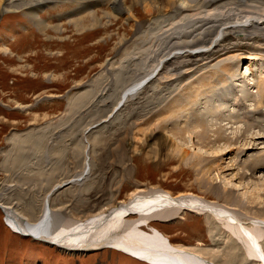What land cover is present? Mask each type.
Listing matches in <instances>:
<instances>
[{
  "label": "rangeland",
  "instance_id": "374dc122",
  "mask_svg": "<svg viewBox=\"0 0 264 264\" xmlns=\"http://www.w3.org/2000/svg\"><path fill=\"white\" fill-rule=\"evenodd\" d=\"M81 1L92 0H61L46 6L40 14L48 23L46 31L40 30L23 11L0 8L1 204L24 214L25 218L37 219L42 214L43 198L57 184L73 180L83 172L88 151L90 176L83 183H64L52 194L53 204L64 211L62 215L69 226L76 223L75 216L69 213L71 210L86 214L112 199L117 204L129 198L133 191L167 190L175 195L192 191L220 204L232 205L227 201L230 200L228 197H242L244 192L251 197L256 184L264 186L261 185L264 179L262 171L256 174V178H248L246 183L227 179L225 184L231 195L207 191V186L200 185L197 177L209 176L203 172L204 164L224 156L222 150L229 151L230 146L224 141L214 147L196 144L198 141L192 137V128L196 127L194 131H197L201 126L186 120L190 112L187 107L172 114L165 112L159 116L162 118L154 117L167 111L171 104L188 102L193 92L197 97L190 99L191 105L206 107L210 96L208 91L213 86L216 89L222 85V78L230 77L232 69L237 73L232 79L243 86L247 79L242 72L252 66L254 73L250 82L258 83L261 78L257 70L264 66V55L260 50L259 53L242 56L245 51L241 46L245 40L241 43L227 42L215 49L224 51L223 56L205 57L191 69L184 68L187 56L173 58L170 68L161 71L160 66L158 78L153 77L140 90L134 91L129 99L121 102L122 92L152 69L151 57L156 54V45H163L167 35L175 36L169 31L170 21L171 18L176 20L181 11L172 7L162 12L159 8L148 12L142 2L127 0V5L136 15L128 19L126 14H118L113 9V0H101L93 6L95 9L84 12L80 11ZM193 1L195 5L203 4V0ZM208 1H204L206 5H214L213 1ZM262 1L254 0L261 5L264 4ZM95 15L100 19L98 24L94 21ZM250 43L257 49H264V41ZM235 44L239 45L233 46ZM252 91L260 96L258 88ZM231 108L235 109L234 106ZM228 112L230 110H224V113ZM224 113L220 117L205 113L211 121L207 131L217 130L221 125L227 128L229 137L237 136V130L245 131L246 123L238 119L241 117L226 119ZM151 117L154 119L149 120ZM138 119H146V123L138 127ZM138 128L146 130L139 132ZM155 130L157 138H151ZM160 135L169 139L171 145L159 153ZM213 135L209 140L215 141L216 136ZM125 137L128 139L126 149L117 150ZM87 140L89 144H86ZM243 141L240 140L241 145L238 143L237 147L247 148ZM259 142L253 150L243 153L240 160L244 162L250 155L264 154V138ZM182 146L192 153L197 149L202 159L209 157L212 160L208 158L202 165L197 163L198 160L188 164L183 153L176 149ZM248 183L247 189L243 184ZM218 189H221L220 184ZM256 201L259 203L261 200L257 198ZM248 204H245L248 209L236 207L240 218L246 220L255 212L263 218V209V214L259 212L261 209L258 211L262 205H250V208ZM8 216L0 208V264H146L144 260L113 248L76 252L60 249L50 241L46 243L17 233L10 227ZM70 220L73 223L70 224ZM152 224L176 245L190 247L197 246L199 242L210 252L222 254L221 258L214 260L217 264H234L235 259L225 258L228 263L224 260L228 255L224 248L229 238L222 235L223 230L208 226L203 215L186 212L177 219L153 221ZM62 226L67 232L73 227L65 229ZM216 226L218 228L222 224ZM224 239L227 240L224 242Z\"/></svg>",
  "mask_w": 264,
  "mask_h": 264
},
{
  "label": "bare ground",
  "instance_id": "6f19581e",
  "mask_svg": "<svg viewBox=\"0 0 264 264\" xmlns=\"http://www.w3.org/2000/svg\"><path fill=\"white\" fill-rule=\"evenodd\" d=\"M56 1L61 0H0V8L5 9V11H10L12 8L23 11V14L30 17V20L40 30L46 31L49 27L48 23L42 19L40 14L42 10L46 9V6L52 5ZM204 1L203 4L195 5L193 0H136V2H142L148 12H153L157 8L162 12L170 10L172 7L177 8L181 12L176 19L177 21L173 20L175 18H171L170 21L169 31H172L175 36L167 35V37H164L162 35L165 41L160 47H157V45L155 47L157 48L156 54L151 57L152 69L146 74L147 76L144 75L138 82L135 81L136 83L122 92L121 102L124 99H129L135 93L134 91L140 90L153 77H155L153 79L158 78L162 70L170 68L173 58L179 59L187 56L188 59L187 62L185 61L184 68L191 69L195 64L198 65L199 60H204L205 57H215L216 55L218 58L223 56L222 53L224 51H215V49L222 47L224 43L232 44L233 41L241 43L244 40L245 43L241 46V49L245 53L242 56L253 55L259 50L260 54L264 55V49H257L253 43H250V41L256 43L264 41V4L261 5V2L256 3L254 0H209L208 3L211 1L214 3L211 6L210 4L212 3H207L208 5H206ZM99 2L101 0H92L84 3L81 1L80 6L83 8L80 7V11L95 9L96 7L93 6ZM126 2L127 0H113V9L118 14H126L128 19L135 17L132 7L128 6ZM107 15L111 14L107 13ZM99 20L95 15L94 21L98 24ZM168 32L165 33L169 34ZM221 36L222 38H220ZM238 45L235 44L233 46ZM202 48H205V50ZM183 50L186 51L180 55ZM160 66H162L161 71L159 70ZM229 73H231L230 77L222 78L224 80L222 85L216 89H213L215 87L213 86L212 89L214 91L210 88L211 91H208L210 96L207 94L208 99L206 97L208 105L202 107L204 109L191 105L193 103L190 102V99H196L197 97L196 92H193L192 96L190 94L191 97L188 102H176V104L169 105L166 108L167 111L164 110L154 115V117H159L165 112L172 114L178 109L187 107L190 112H188L186 120L196 124L199 123L201 126V129L197 131H194L196 127L192 128V137L198 141L196 144L205 143V145L214 147L218 142L224 141L227 146H230V148L227 147L229 151L222 150L224 156L231 155L226 157L229 158L228 160H225L226 158L221 155L215 161L204 164L203 172L209 173V176L204 174L202 177H197L200 185L204 184L207 186V191L212 190L218 195H221L219 192L231 195V191L226 186L227 183L225 181L227 179H239L240 182L246 183L248 178L254 179L257 176L256 174L264 171V154L250 155L251 157L245 158L244 162L240 160L243 153L253 150L256 147L254 145H258L259 141L264 138V66L259 67L257 70L261 80L256 84L250 82V79H252L251 75L254 73L252 66L242 72V75H246L247 79L243 86L235 83L232 79L237 74L235 69L230 70ZM255 88L260 90V96L259 93L256 94L252 91ZM153 91H156V89ZM231 106H234L235 109L233 110ZM224 110H230V113H224ZM207 112L218 117L224 113V118L226 119H232L231 117L237 119V116H239L241 118L238 119H243L246 123L245 131L237 130L238 134L235 137L227 135V128L224 125L219 126L217 130L207 131L211 124L210 119L205 116ZM153 119L151 117L149 120ZM145 123L146 119L142 121L140 119L136 120V126L138 127H142ZM158 127L159 124H157ZM138 130L139 132H145L146 128H138ZM157 133L156 130L151 133V138H157ZM180 133L186 134L184 132ZM212 133L214 134L213 136H216L215 141L209 140L212 137ZM159 139L157 149L160 153L167 150L166 148L171 145V142L162 135L159 136ZM127 140L126 137L122 139L117 150H125L128 144ZM240 140L241 142L244 140L243 143H245L243 145L247 148L237 147L238 143L241 145ZM86 144H89V140L86 141ZM176 146L179 147V145ZM178 147L176 148L177 151L183 153L182 156L188 164L198 160L197 163L202 165V162H207L209 158L205 157L202 159L203 156L196 152L197 149L192 153L183 146L180 149ZM233 154L235 156H232ZM84 166L83 172L76 178L66 180L60 185H55L56 187L52 191L47 192L46 196L44 195L46 198H43L45 200L41 210L42 214L35 220H30L28 217L25 218L24 214H18L12 207L0 202V208L9 215L10 227L12 226V229L19 230L22 235L28 234L29 236L30 234L32 238L37 237L45 242L50 241L54 243L52 245L60 249H69L75 252L91 251L92 249L99 250L106 247L124 252L132 257L139 258L141 261L144 260L146 264L149 261L155 264H217L214 260L218 259V257L221 258L222 254H216L217 252L214 253L215 251L210 252L209 249L203 248L201 246L202 243L200 244L199 242L197 246L192 245L190 247L176 245L166 233L152 224L153 221L167 222L182 217L186 212H192L203 215L205 220H207V225L210 224L215 230L221 229L224 231H222V235H227L226 238H229V241L226 242V248L224 249L228 251V253L226 252V255H228L226 256L224 253L226 256L224 260L225 258L227 260L229 258L235 259L234 261L232 260L234 264H264V216L261 218L262 216L255 215V212L253 216H249L244 220L237 214L238 208L242 210L248 209L247 205H245L246 203L254 202V204L250 205L255 207H257L256 204L264 205L262 204L264 201V186L259 187V184H256L255 189L253 188L254 191L252 193L249 192L251 197L247 195V192L242 193V197L238 195L237 198L232 194L233 197H228L230 200H227L232 205L220 204L218 201L211 200L207 196L204 197L192 191L190 193L181 192L176 195L167 190L133 191L129 198L121 200L117 204L116 200L112 199L102 206L95 207L94 210L90 209L86 214H77L71 210L69 213L73 217L75 216L76 223L73 225L70 220V226L73 227L67 232V230L63 229V226H60L64 225L65 229H69L70 226L66 224L65 217L62 215L64 211L57 209L56 205L53 204L52 194L60 190L64 183H83L90 176L88 175L91 171L89 151L87 152ZM219 184L221 189H218ZM243 185L248 189L250 184ZM261 185H264V179ZM252 198H254L253 201ZM257 198L261 200L259 203L256 201ZM234 199L236 201H232ZM262 206L258 209V211L261 209L260 213L262 209L264 211V206ZM215 223L218 225L221 223L222 226L217 228ZM142 224H147L148 229ZM226 240L224 239V242ZM227 260L225 261L228 263L229 261Z\"/></svg>",
  "mask_w": 264,
  "mask_h": 264
},
{
  "label": "water",
  "instance_id": "95a60500",
  "mask_svg": "<svg viewBox=\"0 0 264 264\" xmlns=\"http://www.w3.org/2000/svg\"><path fill=\"white\" fill-rule=\"evenodd\" d=\"M1 207V206H0Z\"/></svg>",
  "mask_w": 264,
  "mask_h": 264
}]
</instances>
